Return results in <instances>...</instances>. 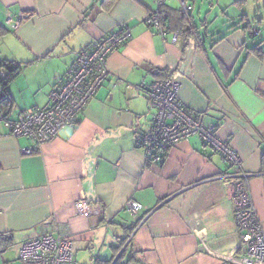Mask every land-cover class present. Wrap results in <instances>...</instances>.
<instances>
[{
  "label": "crops",
  "instance_id": "0c3cea01",
  "mask_svg": "<svg viewBox=\"0 0 264 264\" xmlns=\"http://www.w3.org/2000/svg\"><path fill=\"white\" fill-rule=\"evenodd\" d=\"M154 1L115 0L104 11L95 0H0V61L20 66L7 86L10 120L43 107L80 50L122 26L130 30L127 43L108 55V78L75 125L35 146L0 120V234L13 240L0 246L2 262L12 261L32 232L72 240L70 264L110 259L125 236L129 264L252 262L238 249L232 192L239 177L222 156L191 135L153 162L137 141L153 116L141 87L163 70L178 81L184 108L214 125L240 157L264 232V53H256L264 52V32L244 16L216 38L193 24V35L172 41L177 12L164 34L145 23ZM79 200L98 211L82 216ZM128 200L142 205L135 215L124 208Z\"/></svg>",
  "mask_w": 264,
  "mask_h": 264
},
{
  "label": "built area",
  "instance_id": "2783aa9c",
  "mask_svg": "<svg viewBox=\"0 0 264 264\" xmlns=\"http://www.w3.org/2000/svg\"><path fill=\"white\" fill-rule=\"evenodd\" d=\"M166 1L155 0L156 8L145 17V23L161 34H164V15L159 8ZM178 2L185 14L192 9L193 0ZM16 25L17 21L14 27ZM176 38L175 33L172 41ZM129 39L130 30L126 26L96 38L89 48L76 54L73 70L64 82L55 85L49 92L43 107L24 109L13 120L4 117L0 112V120L4 122L9 133L14 137L31 138L35 146H40L55 138L62 128L75 125L89 99L108 78V55L125 45ZM5 73L6 68H0V76ZM141 88L150 109L153 110V116L150 128L139 136L138 146L144 148L153 162H161L169 147L191 135H197L205 146L218 152L239 177L233 184L232 192L234 215L240 231L238 249L251 258V264H264V232L251 200L247 182L249 174L243 170L236 151L217 135L214 125L202 124L196 114L184 108L178 97L179 83L173 76L155 79ZM24 152L32 153L33 147L24 149ZM75 206L84 217L98 211L96 206L85 200L77 201ZM124 208L129 214L135 215L142 205L128 200ZM74 251L73 241L58 232H32L18 244L17 256L2 264H69L73 260Z\"/></svg>",
  "mask_w": 264,
  "mask_h": 264
},
{
  "label": "trees",
  "instance_id": "16d2710c",
  "mask_svg": "<svg viewBox=\"0 0 264 264\" xmlns=\"http://www.w3.org/2000/svg\"><path fill=\"white\" fill-rule=\"evenodd\" d=\"M100 8L104 11L108 10L113 2L115 0H95ZM175 11L178 14L175 15V22L173 25V29L176 31V34H180L182 37H190L193 35V30L191 25L192 21L190 19V15L185 14L180 10V8H174L166 3L162 5L159 8V11L164 15L163 21H162V26H166L167 23H170V16H171V11ZM188 21V22H187ZM187 23L189 25H187ZM196 33V40L198 41H203V38H201L199 32ZM219 39H222V37H219ZM256 53L258 57H262V52L261 50L256 49ZM6 68V73L4 76H0V84H1V93H0V112L4 117H7L10 111V106H11V99L10 96L7 92V86L11 82V80L14 78L15 75H17L20 71V66L17 63H14L12 61H0V68ZM155 79H164L167 77V73H165L163 70H156L154 73ZM264 165V158L262 161ZM128 239V236L123 237L116 245H113V250L114 254L110 259H102V258H94L93 262L91 264H111L117 255V253L121 250L118 258L113 262V264H129V259H125V254L128 249L129 244L131 243L130 240L126 242ZM13 244L12 240V233L10 232H5L0 234V246L5 249L8 246Z\"/></svg>",
  "mask_w": 264,
  "mask_h": 264
},
{
  "label": "rangeland",
  "instance_id": "374dc122",
  "mask_svg": "<svg viewBox=\"0 0 264 264\" xmlns=\"http://www.w3.org/2000/svg\"><path fill=\"white\" fill-rule=\"evenodd\" d=\"M193 1L194 3L192 9L189 10V15L192 24L200 29L202 36L206 32H209L212 35L211 37L215 38L223 35L226 26L241 22L244 16H247L249 21L257 24L259 29L264 32V0ZM167 3L177 8L180 4L178 0H168ZM187 25L189 24L187 23ZM2 261L3 256L0 252V264L3 263Z\"/></svg>",
  "mask_w": 264,
  "mask_h": 264
},
{
  "label": "water",
  "instance_id": "95a60500",
  "mask_svg": "<svg viewBox=\"0 0 264 264\" xmlns=\"http://www.w3.org/2000/svg\"><path fill=\"white\" fill-rule=\"evenodd\" d=\"M122 250V249H121ZM121 250L117 253V255L115 256V258H114V260H113V262L118 258V256H119V254H120V252H121ZM113 262H112V264H113Z\"/></svg>",
  "mask_w": 264,
  "mask_h": 264
}]
</instances>
